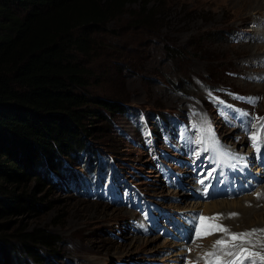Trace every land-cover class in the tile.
Here are the masks:
<instances>
[{
	"label": "rangeland",
	"instance_id": "1",
	"mask_svg": "<svg viewBox=\"0 0 264 264\" xmlns=\"http://www.w3.org/2000/svg\"><path fill=\"white\" fill-rule=\"evenodd\" d=\"M151 5L157 18L152 29L132 24L139 17V6L127 5L116 19L91 34L92 51L88 58L80 57L89 69L85 90L89 97L120 100L126 108L106 114L107 122L83 121L95 128L93 135H82L83 142L99 153L97 161L106 169L107 182H95L90 172L83 173V156H77L68 166L78 173L81 185L74 187L66 173L58 174L61 182L56 184L33 174L28 189L36 199L34 209L0 217V222H7L4 236L14 229L31 228H46L57 236L55 247L34 245L47 258V262L41 260L43 264H179L180 258V264L189 260L201 264L204 255L188 260L195 255L192 246L183 243L184 249H176L175 243L150 233L152 228L145 221L138 222L143 217L159 219L158 215L173 210L196 211L195 217L220 214L209 223L224 227L242 224L239 212H231L238 214L231 217L226 210L208 213L202 206L203 202L233 199L188 200L180 185L192 178L186 166L194 160L193 153L203 149L192 142L197 137L194 124L210 123L222 137L236 129L245 138L241 154H236L241 144L232 141L233 134H228L231 139L226 138L222 151L235 147L237 151L231 154L244 158L250 148L249 137L240 129L254 130L249 128L250 114L264 117V0H148L147 6ZM250 38L258 39L263 47L251 52ZM170 47L174 55L167 54ZM214 97L249 115L237 116ZM238 97L259 99L253 103ZM86 107L101 111L96 103ZM226 114L241 126L225 127L220 116ZM186 138L183 148L179 139ZM215 152V148L209 152L212 161ZM206 161L203 156L191 167ZM261 203L256 208H262ZM245 205L255 206L252 201ZM224 214L225 222L221 221ZM228 219L234 223L227 225ZM136 225L140 227L134 229ZM221 234L207 235L195 247L221 239ZM255 251L264 252V248Z\"/></svg>",
	"mask_w": 264,
	"mask_h": 264
},
{
	"label": "trees",
	"instance_id": "2",
	"mask_svg": "<svg viewBox=\"0 0 264 264\" xmlns=\"http://www.w3.org/2000/svg\"><path fill=\"white\" fill-rule=\"evenodd\" d=\"M147 3L0 0V217L34 209L36 199L28 189L33 174L49 184L61 182L60 173H66L71 184L77 182L78 173L68 166L77 156H83V173L99 180L105 167L82 137L96 131L83 121L107 122L106 114L126 108L120 100L89 97V69L80 57L88 58L92 51L91 34L127 5L139 6L132 24L152 29L156 12ZM166 52L175 54L172 47ZM92 103L101 111L89 110L86 106ZM6 225L0 222V264H43L47 258L34 245L47 249L59 242L46 228L14 229L7 238Z\"/></svg>",
	"mask_w": 264,
	"mask_h": 264
},
{
	"label": "snow or ice",
	"instance_id": "3",
	"mask_svg": "<svg viewBox=\"0 0 264 264\" xmlns=\"http://www.w3.org/2000/svg\"><path fill=\"white\" fill-rule=\"evenodd\" d=\"M235 96L236 94L230 93ZM218 104L225 105V102L219 97H214ZM238 99L248 100L249 102H256L258 97H238ZM229 109H233L232 105H225ZM237 116H248L249 114L242 111L241 109H233ZM252 129L253 131L249 134V140L255 151L259 152L261 145L264 144V117H253L252 118ZM197 128V137L193 143L197 145H203V151H207L209 146L216 148L219 155L231 156L233 159L243 160L242 156H235L231 154L227 149L220 151V141L216 136V133L210 123L201 122L199 126L193 125ZM193 155L199 156L200 152H194ZM212 169L208 176L200 180L199 183L204 184V181L208 177L212 176L215 172ZM205 193L208 191L207 187L204 189ZM258 198L264 196V193H257ZM220 214H216L213 217H205L204 215L199 216V223L196 224V237L202 238L207 235H211L213 232H222L227 234V238L218 239L212 245V250L204 253L205 264H264V252L252 250L255 244H260L261 248H264V243L256 241L255 244L251 239L256 233H264V229H252L242 233L231 232L224 226L217 223H209L210 221L216 220ZM238 215L237 213H230V216ZM247 245V246H246ZM251 246V247H250ZM190 251V250H189ZM187 264H192L188 261Z\"/></svg>",
	"mask_w": 264,
	"mask_h": 264
},
{
	"label": "bare ground",
	"instance_id": "4",
	"mask_svg": "<svg viewBox=\"0 0 264 264\" xmlns=\"http://www.w3.org/2000/svg\"><path fill=\"white\" fill-rule=\"evenodd\" d=\"M251 41H252V43H251ZM257 41H258V39H256V38L255 39L250 38V41L248 43L251 44L250 47H249L251 49V52L254 51L257 47H260V46L263 47L261 45L262 43H260V45H258ZM254 42H255V44H253ZM252 54L254 55V53H252ZM263 73H264V71H263ZM260 75H262V74H260ZM259 77H261V76H259ZM262 77H263V75H262ZM202 119H205V117L202 118ZM228 134H233L234 135V138L232 139V141L236 140L237 142H239V144H241V146L239 148V151H237V149H235V147H228V148L231 149V152H236L237 151L238 154L241 153V151H242L241 148L245 144V138L241 135L240 132L236 131V129H232ZM228 134H227V136H228ZM227 136H223L222 137V135H220V137H219L220 146H223L226 143V138L228 140L231 139V137H227ZM211 149H214V148L212 146H209L208 147L209 152H210ZM215 150H216V152L214 153L213 163L217 164V165H220L219 161H222L223 157H222V155L218 154V151H217L216 148H215ZM220 151H221V149H220ZM96 158L98 159V156ZM222 165H224V162H222ZM72 184L74 185V187H77V186L81 185L80 179L77 182L72 183ZM181 191L184 192V190H181ZM257 193H264V184H259V186L252 193L247 194V195H250V196H246L245 195V196L239 197L237 199L236 198H234V199L232 198L233 200H225V199L220 200L219 199V200L212 201V202H203L202 206L204 208V211H206L208 213L214 212V211H221L222 212L224 210H226L228 213L239 212L241 214V219H242L241 220L242 221L241 226H239V227L234 226V228L231 227V226H225V228H227L231 232L242 233V232H245V231H250L252 229H264V218H263L264 217V205H263L264 196L258 198L257 195H256ZM246 201H248V202L252 201L255 206H253V205H251V206L247 205L246 206L245 205ZM258 203H261V205H263V207L259 208V209L256 208V204H258ZM198 205L199 204H197V207L201 206V204L199 206ZM228 213H227V215H228ZM221 217H222L221 221L225 222L226 214H224ZM231 217H233V216H231ZM250 217H253L254 220H250ZM138 223H141V224L144 223V219L140 220ZM229 223L231 224V223H234V222H233L232 219L231 220L228 219L227 225H229ZM247 225H249V226H247ZM139 227L140 226L136 225L134 229H138ZM219 233L220 232H213L209 237L211 238V237H213V236H215V235H217ZM221 237L222 238H227V234L226 233H222ZM206 238H208V236L207 237H203V239H206ZM251 239L253 240L254 244H255L256 241H260V243H263L261 241H264V233H256ZM215 241H216V239L214 241L209 240L206 243H203L200 248H196L195 247V245H196L195 244L196 241H195L194 244L191 245L193 250H194V252H195V255L193 257L192 256H188V260H189V258L191 259V258H196V257H202L205 252L212 250V245L214 244ZM191 246H189V247H191ZM259 247H260V244H255V247H253L252 250H257V248H259Z\"/></svg>",
	"mask_w": 264,
	"mask_h": 264
}]
</instances>
